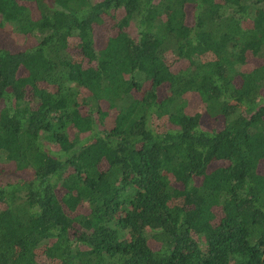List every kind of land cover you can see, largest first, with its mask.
Instances as JSON below:
<instances>
[{"label":"trees","instance_id":"trees-1","mask_svg":"<svg viewBox=\"0 0 264 264\" xmlns=\"http://www.w3.org/2000/svg\"><path fill=\"white\" fill-rule=\"evenodd\" d=\"M4 28L35 43L0 47V264H264V0H0Z\"/></svg>","mask_w":264,"mask_h":264},{"label":"rangeland","instance_id":"rangeland-1","mask_svg":"<svg viewBox=\"0 0 264 264\" xmlns=\"http://www.w3.org/2000/svg\"><path fill=\"white\" fill-rule=\"evenodd\" d=\"M10 29H5L0 30V47L8 50H17L21 49L26 45H32L35 43V40L32 38H23L20 35L15 34L13 31H9ZM131 33L134 34L133 29H130ZM109 35V32L107 30H100L96 29L95 30V40L97 42L105 39ZM186 65L185 61H182L173 68V70H178ZM192 108L197 106L199 103V100L196 96H191L189 99ZM111 124L110 120L106 122V126H109ZM49 146H51L53 149L56 148L51 143H48ZM15 174L14 172H7L4 175L0 176V182L5 183L7 181H13L15 179Z\"/></svg>","mask_w":264,"mask_h":264}]
</instances>
